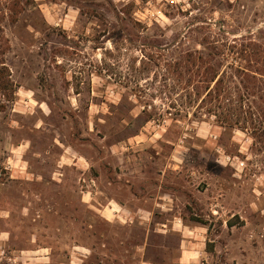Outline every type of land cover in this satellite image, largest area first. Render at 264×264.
<instances>
[{"label":"rangeland","instance_id":"1","mask_svg":"<svg viewBox=\"0 0 264 264\" xmlns=\"http://www.w3.org/2000/svg\"><path fill=\"white\" fill-rule=\"evenodd\" d=\"M0 27V264H264L251 139L195 118L147 44L257 33L264 0H0Z\"/></svg>","mask_w":264,"mask_h":264},{"label":"trees","instance_id":"2","mask_svg":"<svg viewBox=\"0 0 264 264\" xmlns=\"http://www.w3.org/2000/svg\"><path fill=\"white\" fill-rule=\"evenodd\" d=\"M18 12L15 8L11 10L12 22L17 21ZM124 23L119 33L126 29L132 34L136 24L140 25L132 19ZM0 30V95L5 101L14 95L15 88L5 60L8 39L3 28ZM258 37L264 39V29L230 40L225 30L219 28L203 38L201 43L205 48L201 50H179L180 43L161 46V40L153 38L147 39V44L152 48L178 51V57L168 61L167 69L177 75L182 89L188 91L190 105L196 104L193 116L246 132L251 139L250 154L255 157L247 163L253 165L255 161L258 170L264 173V41H257ZM248 169L250 173L257 170L255 167Z\"/></svg>","mask_w":264,"mask_h":264}]
</instances>
